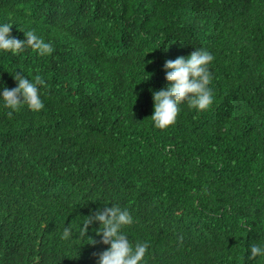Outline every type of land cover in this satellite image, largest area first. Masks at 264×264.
Instances as JSON below:
<instances>
[{
    "label": "trees",
    "instance_id": "1",
    "mask_svg": "<svg viewBox=\"0 0 264 264\" xmlns=\"http://www.w3.org/2000/svg\"><path fill=\"white\" fill-rule=\"evenodd\" d=\"M4 23L53 52L0 50V92L19 70L47 84L40 111L0 97V264H96L99 222L81 230L111 204L140 264H264V0H0ZM195 48L214 103L156 128L163 65Z\"/></svg>",
    "mask_w": 264,
    "mask_h": 264
},
{
    "label": "clouds",
    "instance_id": "2",
    "mask_svg": "<svg viewBox=\"0 0 264 264\" xmlns=\"http://www.w3.org/2000/svg\"><path fill=\"white\" fill-rule=\"evenodd\" d=\"M11 27L10 23L0 25V50L18 55L30 48L40 56L53 52V45L45 42L34 30L24 31L25 39H18L11 36ZM213 60L212 53L195 48L187 58L178 56L174 60L165 61L163 65L165 79L171 83L158 91H152L154 112L151 119L156 128L165 129L173 125L180 111L179 104L185 101L189 108L196 109L197 112L205 111L212 106L214 91L210 84L213 77L208 66ZM12 76L17 81V86L11 89L5 86L0 92L4 106L11 109L7 113L8 117L11 118L13 112L20 111L25 105L32 111L43 109L44 103L40 98L39 86L47 87L44 79L36 75L30 80L21 70ZM94 222H99L100 227L95 229V232L101 239L99 241L92 239L91 244L109 245L102 252L92 253L97 257L96 264H140L149 245L147 242H137L133 246L122 231L124 226L133 223V217L126 208L111 204V207L94 211L86 216L81 234L86 235L89 225ZM70 234L71 229L65 227L63 237L67 238ZM257 256H264V247L252 244L249 259H255Z\"/></svg>",
    "mask_w": 264,
    "mask_h": 264
}]
</instances>
